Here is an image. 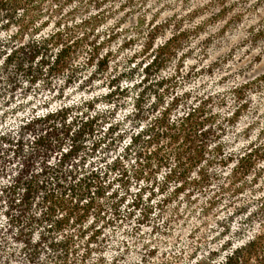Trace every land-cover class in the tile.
<instances>
[{"label": "trees", "instance_id": "1", "mask_svg": "<svg viewBox=\"0 0 264 264\" xmlns=\"http://www.w3.org/2000/svg\"><path fill=\"white\" fill-rule=\"evenodd\" d=\"M119 1L135 3L0 0V264H71L75 235L68 232L70 226L86 237L88 254L99 223L119 220L130 181L149 186L155 167L168 163L154 149L125 166L130 146L143 135L148 142L159 135L181 139L173 169L162 183L176 182L171 198L186 188L208 185L209 162L220 156L211 128L214 114L202 101L186 104L187 94L174 95L170 77L155 74L144 85L149 69L164 66L174 55L171 43L178 36L156 48L139 82L122 81L129 71L103 74L108 54H99L102 42L94 39L95 27ZM90 6L98 11L73 21ZM50 22L55 29L44 32ZM84 47L89 51L86 61L76 64ZM102 82L106 87L97 92ZM180 108L182 113L172 117ZM258 152L244 153L231 169V196L242 189L244 184L236 181L253 166ZM206 155L210 158L204 161ZM195 169L196 177L190 178ZM111 184L121 187L123 195L109 192ZM222 194L212 195L209 207ZM144 195L137 191L130 198V210L139 208L140 220L150 212ZM254 201L252 207L243 204L237 212L228 211L224 221L218 217L192 251L190 264H264V195Z\"/></svg>", "mask_w": 264, "mask_h": 264}, {"label": "rangeland", "instance_id": "2", "mask_svg": "<svg viewBox=\"0 0 264 264\" xmlns=\"http://www.w3.org/2000/svg\"><path fill=\"white\" fill-rule=\"evenodd\" d=\"M97 11L90 6L73 21ZM151 28L155 29L152 34ZM54 29L50 22L44 32ZM94 34V39L102 42L99 54H108L103 74L129 71L122 77L127 83L139 82L143 65L156 48L178 36V42L171 43L176 45L174 55L164 66L151 65L144 85L155 74L170 77L174 95L187 94L183 96L186 104L202 101L215 116L211 128L220 142V156L209 162L207 186L186 188L171 198L176 182L169 179L164 186L162 183L173 169L174 149L181 139L159 135L148 142L143 135L130 146L125 166L130 168L135 157H147L146 151L154 149H158L157 156L166 155L168 163L155 167L156 178L149 186L141 180L130 181L119 220L99 223V234L88 254L84 255L86 237L80 238L78 227L70 226L68 232L75 235L71 264H190L192 251L218 217L224 221L228 211L254 204L264 195V0H135L132 6L119 1L95 27ZM88 52L84 47L75 63L86 61ZM105 87L102 82L95 89L103 92ZM181 113L180 108L172 117ZM250 150L260 152L254 153L253 166L236 181L244 184L242 189L231 196V169ZM209 158L206 155L203 159ZM220 158L229 160L222 162ZM196 175L197 169L189 177ZM113 177L111 174L110 179ZM110 191L123 195L116 184H111ZM137 191L145 194L143 204L150 206L144 220H140L139 208L130 210V198ZM220 194L217 204L209 207L210 197ZM93 219L92 214L89 223Z\"/></svg>", "mask_w": 264, "mask_h": 264}]
</instances>
